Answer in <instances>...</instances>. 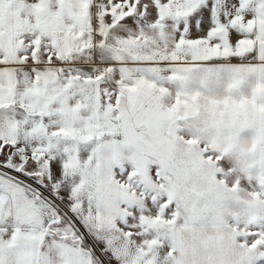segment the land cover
Returning <instances> with one entry per match:
<instances>
[{
	"label": "snow or ice",
	"instance_id": "1",
	"mask_svg": "<svg viewBox=\"0 0 264 264\" xmlns=\"http://www.w3.org/2000/svg\"><path fill=\"white\" fill-rule=\"evenodd\" d=\"M0 264H264V0H0Z\"/></svg>",
	"mask_w": 264,
	"mask_h": 264
}]
</instances>
